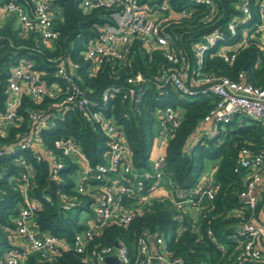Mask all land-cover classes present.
<instances>
[{
  "label": "trees",
  "instance_id": "16d2710c",
  "mask_svg": "<svg viewBox=\"0 0 264 264\" xmlns=\"http://www.w3.org/2000/svg\"><path fill=\"white\" fill-rule=\"evenodd\" d=\"M81 1L53 0L58 38L50 45L42 43L34 34H21L12 20H7L0 29V113L5 110L7 80L11 66L20 59L32 63L31 68L38 74L41 83H56L61 90L58 97L45 96L40 101L24 95L19 108L23 120L19 126L10 125L4 134H0V148L14 142L26 129L29 111L40 110L50 116L57 113L53 104L62 97L67 85L57 74L59 58L65 60L66 71L72 73V82L84 91L90 102H98L100 105L90 104L84 109L74 107L63 113L59 111V117L53 118L52 125L41 129L43 144L52 151H55V140L71 138L81 149L90 166L103 163L108 150L107 138L90 115L93 111L101 110L103 115L111 118L120 129L130 151L132 169L141 174L151 169L152 153L157 147L160 129L155 130V125L158 111L166 107L172 108L178 113L179 120L163 144L165 186L171 192L174 189L197 191L201 179L205 176H202L205 162L211 161L212 172H209L208 183L214 187L213 199L202 198L199 205L201 212L193 221L176 209L173 204L174 196L153 198L149 206L143 205L145 210L142 215H135L127 224L111 222L90 240L88 246L121 241L133 255L137 235H146L150 240L154 236H161L170 257L181 256L187 262L198 261L202 264H229L245 237L239 234V224L249 215L245 204L237 198L238 192L243 188V171L235 169L242 149L248 148L257 152L264 148V122L246 116H235L230 122L220 125L218 132L212 137L202 135L196 142L188 145L192 133L199 128L200 121L214 106L217 98L200 92V89L206 86L204 83L195 87L197 93L194 95H184L176 91L173 85L165 80L166 74L175 66L159 50L146 52L138 41H134L125 58L106 61L95 74H91L90 64L82 53L90 43L97 40L104 25L113 23L110 16L112 10L96 9L84 12L80 8ZM151 1H169L176 9L187 5L185 0ZM215 1L219 11L223 12V16L218 20L198 21L197 14L193 13L189 18L170 27L177 47L188 59L191 69H196L191 45L205 33L223 25L231 10L235 12L233 7L229 6L232 0ZM200 11L202 10L197 13ZM259 56V50L252 44L242 49L232 64L208 51L203 59L201 72L236 79L238 74L244 71L249 83L262 86L264 62L256 66ZM70 62L77 63L78 68L70 69ZM129 77H140V81L134 85L127 84L126 79ZM114 86H120L123 90L127 86H134L139 90L138 101L123 100L122 92H119L113 93L103 102V91ZM159 122L161 123L160 120ZM18 156H24L33 168L29 195L38 206L33 216V227L40 232L64 237L71 244L75 233L87 228L95 219L92 209L95 197L80 194L75 190L77 164L70 157H62L63 167L57 171L60 182L55 186L56 191L63 192L77 201L75 214L71 215V210L62 209L58 196L50 193L51 169L48 161H38L30 153L17 150L13 155L0 156V225H6V230L0 228V253L10 246L8 233L9 229L13 228L11 218L17 214L22 203L18 181L15 179L20 172L15 161ZM91 184L97 183L91 181ZM145 193L146 191L143 194ZM46 195L49 200L45 198ZM258 198L255 216L258 221H263L259 212L264 203V191H258ZM138 201V197L124 196L122 203L124 207L131 209L139 205ZM233 209L240 210L243 217L230 215ZM81 211L92 215L93 218L88 219L89 223L79 219ZM259 262H264V259ZM28 263L84 264V261L79 253L68 248L62 249L56 259L51 261L30 254Z\"/></svg>",
  "mask_w": 264,
  "mask_h": 264
},
{
  "label": "built area",
  "instance_id": "2783aa9c",
  "mask_svg": "<svg viewBox=\"0 0 264 264\" xmlns=\"http://www.w3.org/2000/svg\"><path fill=\"white\" fill-rule=\"evenodd\" d=\"M185 2L187 5L176 9L169 1L152 3L151 0H82L80 8L84 12L96 9L112 10L110 16L113 23L104 25L97 40L90 43L82 53L90 64V73L95 74L106 61L125 58L134 41H138L146 52L159 50L175 66L166 74L165 80L170 82L176 91L184 95H194L197 93L195 87L204 83L206 86L202 87L200 92L217 98L214 106L199 123V126L209 128L208 136L215 135L220 125L230 122L235 116H246L264 122V85L254 86L249 83L244 71H241L236 79L201 72L202 62L208 51L232 64L236 55L251 44L255 45L260 53L256 66L264 62V0H232L229 6L233 7L235 12L230 11L228 20L205 33L191 45L196 69H191L188 59L181 54L170 27L189 18L193 13L197 14L198 21L208 22L218 20L223 16V12L219 11L215 0ZM199 10L202 11L197 13ZM55 16L53 0H0V29L7 20H12L21 34H34L46 45L54 43L58 38ZM58 60L60 63L57 74L67 85L62 97L53 104L57 113L50 116L40 110L29 111L28 126L14 142L0 148V156L13 155L17 150H21L30 153L38 161L45 159L51 169L50 181L56 184L60 182L57 171L63 167L62 157H70L78 166L75 190L80 194L95 197V219L87 228L75 233L71 244L64 237L50 232H41L39 235L40 231L33 227V216L38 206L29 195L33 168L24 156H18L15 161L20 172L15 179L18 181L22 203L17 214L11 218L13 228L9 229L8 233L10 246L0 253V264H29L30 254L51 261L56 259L62 249L68 248L79 253L84 264H107L106 256L114 251L119 264H153L154 259H168L172 264H202L198 261L187 262L181 256L170 257L161 236L152 237L153 243L160 247L151 250V240L146 235H137L133 255L121 241H117V245L113 243L88 246L90 240L111 222L127 224L135 215H142L145 210L143 205L149 206L153 199L152 194L159 189H165L166 196H174L173 204L182 212L185 205L200 207L203 197L213 199L214 187L208 183V176L205 178L207 181L202 182L195 192L179 189L171 192L165 186L163 144L179 120L178 113L170 107L158 111L157 117L162 126L158 132L161 145L153 156L151 169L141 174L132 169L130 151L120 129L111 118L105 117L101 110L93 111L90 115L107 138L108 150L103 163L90 166L81 149L71 138L55 140L54 149L58 153L46 148L41 129L52 125L53 118L59 117V111L63 113L74 107L84 109L90 104L100 105L88 100L84 91L72 82V73L66 71L65 60ZM69 65L72 70L78 68L77 63L70 62ZM31 66L32 63L25 59H20L11 66L7 80L5 110L0 113V134H4L10 125L21 124L23 115L19 113V108L24 95L40 101L45 96L58 97L61 94L56 83H41ZM139 81L140 77L126 79V83L130 85ZM138 91L134 86H127L124 90L120 86L109 87L103 91L102 100L105 102L113 93L122 92L123 100L136 102ZM237 170L243 171V188L238 192L237 198L245 204L249 215L239 224V234L245 237L229 264H264L259 262L263 259L264 248V203L259 212L263 221H258L255 216L259 202V185L264 180V148L257 152L248 148L242 149L235 171ZM91 181L97 184L93 185ZM55 195L58 196L62 209L72 210L76 207L77 201L69 195L56 189ZM1 196L0 189V203ZM124 196L138 197L139 205L131 209L124 207ZM45 198L50 199L48 195ZM230 215L243 217L238 209L231 210ZM0 228L6 230V225H0Z\"/></svg>",
  "mask_w": 264,
  "mask_h": 264
},
{
  "label": "crops",
  "instance_id": "0c3cea01",
  "mask_svg": "<svg viewBox=\"0 0 264 264\" xmlns=\"http://www.w3.org/2000/svg\"><path fill=\"white\" fill-rule=\"evenodd\" d=\"M192 138V137H191ZM193 139V138H192ZM200 139V138H199ZM197 140V139H196ZM158 147V146H157ZM189 147V146H188ZM191 147V146H190ZM158 150V149H157ZM157 153V151H155ZM154 153V155L156 154ZM153 155V156H154ZM152 156V157H153ZM209 175V172H207L205 174V176L201 179V183L202 182H206L207 180L205 179L207 176ZM259 190L261 191H264V180L263 182L259 185ZM163 196H166V191L165 189H159L157 190L155 193L152 194V197L155 199V198H159V197H163ZM182 212L185 214V215H188L190 218L193 219V221H195L197 219V217L199 216L200 212H201V209L200 207L198 206H195V205H185L184 208L182 209ZM158 247L160 246H157L153 243V239L151 238V242H150V249L151 250H155L157 249ZM262 256H263V259H264V248L262 250ZM154 264H172L169 262L168 259H165V260H157V259H154L153 261Z\"/></svg>",
  "mask_w": 264,
  "mask_h": 264
},
{
  "label": "rangeland",
  "instance_id": "374dc122",
  "mask_svg": "<svg viewBox=\"0 0 264 264\" xmlns=\"http://www.w3.org/2000/svg\"><path fill=\"white\" fill-rule=\"evenodd\" d=\"M161 123L159 122V119L158 117L156 116V125H155V130H158V129H161ZM209 134V128L207 126H199V128L194 131L191 135V138L189 139V144L188 145H191L193 144L194 142H196L202 135H206L208 136ZM197 139V140H196ZM155 151H157V147L153 150V153H152V156L154 155V153H156ZM153 159V157H152ZM151 159V161H152ZM211 165H212V162L211 161H206L205 162V167H204V171H203V174L202 176H204L207 172H212V168H211ZM201 176V177H202ZM95 205H92V209L94 210L95 209ZM75 214V209H72L71 210V215H74ZM90 218V219H89ZM93 217L91 214L87 213L86 211H81L79 213V219L82 221V222H88L89 220H91ZM89 219V220H88ZM90 222V221H89ZM88 222V223H89Z\"/></svg>",
  "mask_w": 264,
  "mask_h": 264
},
{
  "label": "water",
  "instance_id": "95a60500",
  "mask_svg": "<svg viewBox=\"0 0 264 264\" xmlns=\"http://www.w3.org/2000/svg\"><path fill=\"white\" fill-rule=\"evenodd\" d=\"M160 145H161V139H158L157 146L159 147ZM185 158L187 159L188 157L186 156ZM55 186H56V183L52 182L50 186V193L52 195H55ZM38 234L40 235L41 232H38ZM114 244L117 245V241H115ZM106 263L107 264H119V260L117 256L115 255V251L112 252L111 255L106 256Z\"/></svg>",
  "mask_w": 264,
  "mask_h": 264
}]
</instances>
